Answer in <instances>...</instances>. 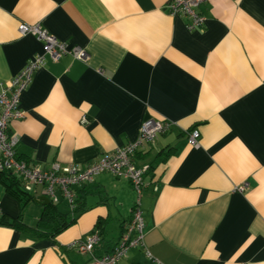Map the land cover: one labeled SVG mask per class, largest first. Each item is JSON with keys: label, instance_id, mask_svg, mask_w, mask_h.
Masks as SVG:
<instances>
[{"label": "crops", "instance_id": "obj_1", "mask_svg": "<svg viewBox=\"0 0 264 264\" xmlns=\"http://www.w3.org/2000/svg\"><path fill=\"white\" fill-rule=\"evenodd\" d=\"M165 5L0 0L1 80L42 52L21 23L89 55L35 69L20 95L24 116L9 124L17 157L41 169L84 166L134 141L145 119L170 121L134 156L149 165L140 196L148 254L132 247L120 264H264V0H205L193 30ZM6 182L0 174V264H93L69 245L97 229L93 255L111 252L137 199L128 180L100 173L76 187L77 212L57 193L58 213L75 220L38 238L11 222L38 228L42 187L25 198Z\"/></svg>", "mask_w": 264, "mask_h": 264}, {"label": "built area", "instance_id": "obj_2", "mask_svg": "<svg viewBox=\"0 0 264 264\" xmlns=\"http://www.w3.org/2000/svg\"><path fill=\"white\" fill-rule=\"evenodd\" d=\"M205 0H166V9L171 15H183L188 19L186 28H200L205 17L198 11L199 5ZM20 34H34L42 42V52L30 58L20 72L8 81L0 79V171H8L16 176L24 190L32 193L37 186L42 187L43 196L57 203L59 193L68 203L69 208H75L76 187L91 183L100 173L107 172L115 177L128 180L137 193V199L132 207L131 218L122 231L119 241L111 252L96 257L93 249L100 241L97 229L81 239L73 241L69 247L81 254L91 255L93 264H120L122 258L132 247L144 245L143 218L140 208V196L145 187L144 176L149 170L148 164L137 165L134 162L135 153L145 144L152 143L157 135L167 131L171 122L167 120L145 119L139 128L134 141L118 147L110 153L102 155L96 161L87 165L69 164L63 167L53 164L48 169L29 166L17 157L16 146L18 137L9 133V124L24 116L19 107L20 95L29 86L35 69L41 67L46 58L58 61L63 55L69 54L75 59L86 61L88 53L79 46L69 47L64 41L57 39L39 24L18 26ZM199 133L192 129L188 133L189 142L197 146ZM243 191L244 185L237 188ZM155 264L160 261L153 259Z\"/></svg>", "mask_w": 264, "mask_h": 264}, {"label": "trees", "instance_id": "obj_3", "mask_svg": "<svg viewBox=\"0 0 264 264\" xmlns=\"http://www.w3.org/2000/svg\"><path fill=\"white\" fill-rule=\"evenodd\" d=\"M0 174H2L7 180L6 185L8 190H12L14 193L18 195L22 194L25 198H31L30 192L23 189L20 180L16 176H14L12 173L8 171H0ZM76 202L78 203L77 200ZM56 206H57L56 203H53L50 200L48 203H45L42 212L43 216L39 221L40 222L39 226L38 228H35L33 230L27 229V227H25L24 224L18 220H14L11 223L17 228L29 231L38 238L47 237V236L55 237L61 230L66 228L70 223L74 222L76 217L74 215H71L72 217H69V219L66 220L63 216L60 215V213H58ZM75 207L77 212L79 209H77L78 208L77 206Z\"/></svg>", "mask_w": 264, "mask_h": 264}, {"label": "water", "instance_id": "obj_4", "mask_svg": "<svg viewBox=\"0 0 264 264\" xmlns=\"http://www.w3.org/2000/svg\"><path fill=\"white\" fill-rule=\"evenodd\" d=\"M39 200L42 201L43 203H48L49 202V200L45 196L40 197Z\"/></svg>", "mask_w": 264, "mask_h": 264}]
</instances>
